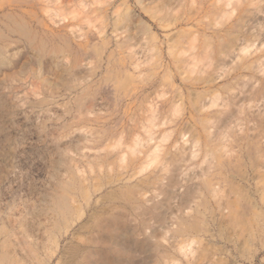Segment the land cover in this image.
Masks as SVG:
<instances>
[{"label":"rangeland","instance_id":"rangeland-1","mask_svg":"<svg viewBox=\"0 0 264 264\" xmlns=\"http://www.w3.org/2000/svg\"><path fill=\"white\" fill-rule=\"evenodd\" d=\"M112 1L0 0V264H264V0Z\"/></svg>","mask_w":264,"mask_h":264},{"label":"bare ground","instance_id":"bare-ground-1","mask_svg":"<svg viewBox=\"0 0 264 264\" xmlns=\"http://www.w3.org/2000/svg\"><path fill=\"white\" fill-rule=\"evenodd\" d=\"M51 1L52 0H24V2H26L25 4L29 5L30 7H34L35 5H39L40 9L42 10L43 16H44V14H46L51 20L54 21V20H56L55 13L52 12L49 8L50 7L49 4ZM56 1L58 2V4L60 6H63L67 3L75 2L76 5L81 6L82 8L85 9L86 14H91L97 9L101 13H103L104 15H108V11L110 10V8L115 5L114 1H112V0L109 1V3L106 6H98L99 4L102 3L101 1H104V0H56ZM138 1L142 2V0H138ZM95 5L98 6V8H94ZM116 16H115L114 20L117 22L116 30L118 31L124 22L130 20L131 13L127 11L121 15H118V17H116ZM44 18H45V16H44ZM38 20L43 24V26L47 27L48 24L45 22L46 20H44V19L40 20L39 18H38ZM56 23H59L58 28L60 30H65L69 35H72L76 38L88 37L90 39H93L96 36V32L90 28H88L84 33L77 34V31L73 28L72 23H66L65 21L61 22V20H58ZM16 27H17V31L20 34L24 35L25 37H27L29 39L30 38L33 39V32L29 27L26 28V27H23L22 25H17ZM98 33H101V31H98ZM68 208H66L64 210V213H66L68 211Z\"/></svg>","mask_w":264,"mask_h":264}]
</instances>
